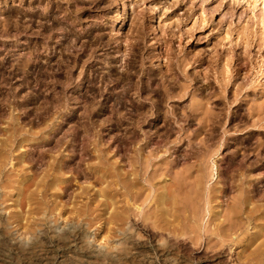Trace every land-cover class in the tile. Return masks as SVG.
I'll return each mask as SVG.
<instances>
[{"label": "rangeland", "instance_id": "obj_1", "mask_svg": "<svg viewBox=\"0 0 264 264\" xmlns=\"http://www.w3.org/2000/svg\"><path fill=\"white\" fill-rule=\"evenodd\" d=\"M260 15H264V0H0V216L4 214L0 227L5 228H0L4 231L0 234V264H96L97 260L98 264H264V145L258 148L255 140L258 133L264 136V129L239 121L230 107L229 116L223 119L229 129L219 148L211 143L206 150L199 140L207 139L210 144L215 139L208 132L194 139L192 133L179 130L180 123L171 112L174 101L166 104L162 100L161 106L154 107L155 97L138 92L137 82L147 79L139 68L128 65L132 59L138 65L143 57L146 70L164 66V40L169 41L172 52L203 50L206 59L217 53L221 62L233 57L235 63L240 56L244 58L240 80L247 85L242 96L246 106H241L244 112L240 116L247 120L248 100L251 105L252 98H264V25L258 24ZM136 28L143 33L135 34ZM136 36L143 44L141 56L138 53L134 58ZM206 62L200 66L210 70V79L214 74ZM196 126L193 123L191 128ZM215 134L212 136L217 138ZM140 151L150 156L155 153L149 170L159 168L161 172L165 167L168 171L157 179L152 191L143 189L132 200V194L115 179L126 175L130 157ZM213 159L218 165L217 179ZM186 165L193 166L192 175L203 170L206 188L221 190L220 202L212 201L209 211L198 205L200 191L185 186L193 179H174L173 172ZM182 180L185 190L179 187ZM240 181L253 190L248 193L250 201L235 208ZM84 242L93 245L91 248L98 246L102 253L114 251L117 255L114 260L104 258L105 263L89 256ZM22 247H26L25 253Z\"/></svg>", "mask_w": 264, "mask_h": 264}, {"label": "bare ground", "instance_id": "obj_2", "mask_svg": "<svg viewBox=\"0 0 264 264\" xmlns=\"http://www.w3.org/2000/svg\"><path fill=\"white\" fill-rule=\"evenodd\" d=\"M130 3V2H129ZM131 3H132V1H131ZM127 5H128V3H127ZM215 9V8H214ZM212 10V12L211 13H213V12H215V10H213V9H211ZM175 11V10H174ZM157 17V16H156ZM135 19V18H134ZM132 20V19H131ZM136 20V19H135ZM258 24H259V22H260V25L262 24V25H264V15H260L259 17H258ZM139 21V20H138ZM133 22H134V20H133ZM132 21H131V23H133ZM134 24V23H133ZM136 24H138V22L136 23ZM135 24V25H136ZM132 25V24H131ZM134 25V26H135ZM139 25V24H138ZM138 25H136V26H138ZM140 26V25H139ZM132 27H133V25H132ZM151 29V28H150ZM134 30L135 29H133V32H134ZM139 30H141L140 28H139ZM131 32H132V30H131ZM140 31H138V28H136V33L135 34H137V33H139ZM142 32V31H141ZM140 32V33H141ZM229 32V31H228ZM143 33V32H142ZM145 33V32H144ZM230 33V32H229ZM140 35V34H139ZM145 35V34H144ZM143 35V36H144ZM154 36V35H153ZM132 37H134V36H132ZM132 37H128V39L129 38H131L132 39ZM137 38H139V40H136V43H134V44H136V46H135V50L137 49L138 51H136V55H135V57L134 58H136V56L138 55V53H140L139 51V49L141 48V46L142 45H140V44H143V42H142V40H141V37H142V34H141V37L140 36H136ZM135 37V38H136ZM241 38V37H240ZM99 39V38H98ZM124 39V38H123ZM127 39V38H126ZM115 40V39H114ZM121 40V39H120ZM133 40H134V38H133ZM144 40V39H143ZM158 40V39H157ZM127 41V40H126ZM131 43V42H130ZM163 43H164V46H165V49L164 50H166L167 51V55H166V59H165V62H164V66H155V68H150L149 70H146L145 69V67H144V61L143 60H141V59H143V57H139V59H140V62H139V64L138 65H136V63H135V59H132L131 61H130V63L128 62V65L130 66V67H137V68H139L140 69V71H141V76H144L146 79H147V81H145L144 80V82H143V80L141 79V80H139L140 82L138 83L137 82V88L139 89V91L138 92H142V93H145V95H148V96H150V97H155V100H157V102H155L154 103V107L156 106V107H159V106H161V103H162V100H164L165 102L168 100H173L174 102V104H173V108H172V110H171V112L173 113V115H174V117H175V119H176V122H178V123H180V128H179V130H181V131H183L184 133H192V135H195V138L194 139H197L196 137H198V135L200 136V134L202 133V134H205V133H203V132H208L210 135H211V139H215L214 140V142H211L210 141V144L208 143V141H207V139L206 140H204V139H200L199 140V143H201V145L202 146H204L205 148H206V150L207 149H209V147H211L212 145H211V143L213 144V143H215L216 145V147H218V146H220V145H218L219 143H220V140L223 138V137H225V136H223V134H225V132H227L228 131V129L229 128H227L228 126H225V125H223V124H225L224 122H223V119H226L225 118V116H229V114L230 113H228V110H229V108L231 107H233V109H235V112H237V114L239 115V121H243V123H249L248 125H250L251 127H257V129L258 128H262V129H264V98H262V97H264V96H262L261 98L262 99H253L252 98V100H250V101H252L251 102V105L249 104V100H248V103H247V111L245 112L247 115H249L250 116V118H248L247 117V120L246 119H242V117L240 116V114L242 113V112H244V111H241L242 109H241V106H243V104H244V102H246V101H243V98H242V96L244 95L243 94V88H244V86H247V85H245L246 83L245 82H243V79L242 80H240V71H241V69L242 68H244L243 67V62H242V59H244V58H240V54H237V56H239L238 57V59H236L237 60V62L235 63V61L234 60H232L233 59V57H232V59H222L223 61L221 62V60H220V56L217 54V53H213L211 56H208V59H206L205 58V56H203V54H204V51L202 50V52H191V51H187V50H185V49H183V48H180V49H178L177 50V52H172V49H171V47L169 46V44L167 45V43H169V41H163ZM163 43L161 44L162 46H163ZM245 45V44H244ZM145 46V45H144ZM131 48H133V47H131ZM164 48V47H163ZM244 48H246L245 46H244ZM134 49V48H133ZM145 49V48H144ZM141 50H143V49H141ZM225 51H227V50H225ZM133 53V52H132ZM134 53H135V51H134ZM159 53H161V52H159ZM226 53H229L228 51L226 52ZM232 53V52H231ZM240 53V52H239ZM143 55H144V53H143ZM147 55V54H146ZM160 55V54H159ZM133 56H134V54H133ZM140 56H141V53H140ZM229 57H230V55H229ZM228 58V57H227ZM235 58H236V56H235ZM146 59V58H145ZM144 59V60H145ZM208 60V62L211 64V66H212V73L214 74V76H210V79H209V71H207V69H205V68H201V66L200 65H203V63H205V61L206 60ZM241 59V60H240ZM137 62V61H136ZM208 62H206L207 64H209ZM220 63H222V65L220 64ZM215 64H216V67H215ZM219 64H220V67H219ZM157 65V64H156ZM207 66V65H206ZM205 66V67H206ZM143 67H144V69H143ZM161 67H163V68H161ZM208 67V66H207ZM247 68V67H246ZM133 69V68H132ZM133 70H135V69H133ZM248 71V70H247ZM137 72V71H136ZM134 73V72H133ZM138 73V72H137ZM133 77V76H132ZM137 78V77H136ZM140 78V77H139ZM211 78H212V80H211ZM69 79V78H68ZM158 79H160V81L159 82H156V81H158ZM132 80V79H131ZM130 80V81H131ZM135 80V79H134ZM201 81H203V83L201 84ZM206 83H205V82ZM258 81V80H257ZM136 82V81H135ZM146 82V83H145ZM134 83V82H133ZM205 83V84H204ZM252 83V82H251ZM135 84V83H134ZM133 84V85H134ZM248 84V83H247ZM256 84V83H255ZM251 85V87H252V84H250ZM262 85V84H261ZM129 86H130V84H129ZM136 86V85H135ZM256 86V85H255ZM132 87H134V86H132ZM131 87V88H132ZM133 89V88H132ZM205 89H207V90H205ZM245 89V88H244ZM136 90V89H135ZM136 91V92H137ZM206 92V94H205V96L203 95V93H205ZM129 92V91H128ZM138 92H137V94H138ZM250 92V91H249ZM261 92H264V91H261ZM199 95V96H198ZM201 95V96H200ZM146 98V97H145ZM250 99V98H249ZM154 100V101H155ZM245 100V99H244ZM145 103V102H144ZM144 103L141 105V106H145L144 105ZM156 104V105H155ZM166 104H167V102H166ZM249 104V105H248ZM131 105V104H130ZM162 105H164V103L162 104ZM245 105V104H244ZM139 106V105H138ZM141 106H139V107H141ZM246 106V105H245ZM136 107V106H135ZM138 107V108H139ZM142 108V107H141ZM163 108V107H162ZM161 108V109H162ZM144 109V108H143ZM159 109V108H158ZM158 109H156V110H158ZM160 109V110H161ZM132 110H134V109H132ZM140 110V109H139ZM147 110V109H146ZM130 111V110H129ZM135 111V110H134ZM136 111H138V109H136ZM143 110H141V112H142ZM143 112H146V111H143ZM234 112V113H235ZM130 113V112H129ZM228 113V114H227ZM232 113V112H231ZM233 113V114H234ZM135 114V113H134ZM245 114V115H246ZM132 115V114H131ZM139 115V114H138ZM144 116V115H143ZM146 116V115H145ZM234 116H235V114H234ZM242 116H243V118L245 117L243 114H242ZM135 117V116H134ZM139 117V116H138ZM137 117V118H138ZM238 117V116H237ZM143 118V117H142ZM163 118V117H162ZM233 118V117H232ZM235 118V117H234ZM136 120V119H135ZM163 120V119H162ZM228 120H229V118H228ZM236 120H237V118H236ZM236 120H234V121H236ZM246 120V121H245ZM137 122V121H136ZM182 122V123H181ZM227 122V121H226ZM237 122V121H236ZM235 122V126H236V123ZM185 123V124H184ZM193 123H196L197 124V126L196 127H194V128H191V126H193ZM232 123V122H231ZM231 123H230V125H231ZM234 123V122H233ZM242 123V124H243ZM130 124H131V122H130ZM177 124V123H176ZM172 125V124H171ZM185 125V126H184ZM223 125V126H222ZM238 126V125H237ZM249 127V126H248ZM157 128V127H156ZM231 128V127H230ZM157 131V130H156ZM136 132V131H135ZM257 132V131H256ZM171 133V132H170ZM214 133H216V134H218V137L217 138H214L212 135L214 134ZM137 134V133H136ZM185 134V135H186ZM215 134V135H216ZM139 135V134H138ZM170 135V134H169ZM191 135V134H190ZM130 136V135H129ZM186 136H188V135H186ZM185 136V137H186ZM244 136V135H243ZM99 137V136H98ZM216 137V136H215ZM248 137V136H247ZM131 138H133V137H131ZM169 138V137H168ZM189 138H191V137H189ZM193 138V137H192ZM202 138V137H201ZM137 139V138H136ZM135 139V140H136ZM141 139V138H140ZM187 139H188V137H187ZM211 139H209V140H211ZM254 139V138H253ZM135 140H133V141H131V142H134ZM175 140V139H174ZM248 140V139H247ZM256 143H257V146H258V148L260 147L261 148V145H264V136H260L259 135V133H258V137H256ZM180 141V140H179ZM190 141V140H189ZM213 141V140H212ZM246 141V140H245ZM102 142V141H101ZM160 142V141H159ZM241 142V141H240ZM242 142H243V140H242ZM255 142V141H254ZM150 143V142H149ZM198 143V144H199ZM136 144V143H135ZM144 144V143H143ZM196 144V143H195ZM244 144H246V143H244ZM243 144V145H244ZM146 145V144H145ZM152 145V144H151ZM159 145V144H158ZM190 145V144H189ZM189 145H188V147H189ZM193 145V144H192ZM211 145V146H210ZM141 146V145H140ZM184 146V145H183ZM238 146V145H237ZM245 146V145H244ZM134 147V146H133ZM146 147V146H145ZM161 147V146H160ZM142 148V147H141ZM140 148V149H141ZM149 148H150V146H149ZM179 148V147H178ZM190 148V147H189ZM193 148V147H192ZM197 148V147H196ZM219 148V147H218ZM230 148V147H229ZM244 148V147H243ZM249 148V147H248ZM199 149H200V146H199ZM199 149H197V150H199ZM245 149V148H244ZM95 150V149H94ZM135 150V149H134ZM143 150V149H142ZM141 150V151H142ZM153 150H155V149H153ZM195 150V149H194ZM194 150H193V152H194ZM201 150V149H200ZM237 150V149H236ZM240 150V149H239ZM261 150L262 151H264V147H262L261 148ZM139 151V150H138ZM138 152V153H136V155H135V157H130V160L128 161V166H129V169L127 170V172H126V175L125 176H123V178H118L117 177V179H115V183L116 182H121L123 185L122 186H124V188L126 189V191L128 192V193H130V195L132 194V196H130V198H132V200H135V199H137L138 198V196H140V193H141V191L143 190V189H151V191L153 190L152 188L155 186V182L157 181V179L161 176V175H164L165 173H166V170H167V168H165L164 166H163V164H161L164 168H162L163 170H161V172H159L158 171V169L157 168H151L150 170L148 169V164L150 163V158L152 157V156H154V151L152 152V156H150V155H144V153H142V152ZM188 151H190V150H188ZM216 151H217V149H216ZM228 151V150H227ZM230 151V150H229ZM235 151V150H234ZM247 151V150H246ZM255 151V150H254ZM146 152V151H145ZM149 152V151H148ZM157 152V151H156ZM191 152V151H190ZM208 152V151H207ZM207 152H205V153H207ZM253 152V151H252ZM257 152V151H256ZM128 153V152H127ZM126 153V154H127ZM197 153V152H196ZM220 153V152H219ZM218 153V154H219ZM233 153V152H232ZM258 153V152H257ZM262 153H264V152H262ZM114 154V153H113ZM150 154V153H149ZM177 154H179V153H177ZM193 154V153H192ZM200 154V153H199ZM214 154V153H213ZM181 155V154H180ZM189 155H190V153H189ZM194 155V154H193ZM208 155V154H207ZM235 155V154H234ZM257 155V154H256ZM260 155V154H259ZM109 156V155H108ZM119 156V155H118ZM123 156V155H122ZM158 156V155H157ZM186 156V155H185ZM185 156H183V157H185ZM188 156V155H187ZM195 156V155H194ZM193 156V157H194ZM200 156V155H199ZM204 156V155H203ZM202 156V158L204 159L205 158V156L203 157ZM210 156V155H209ZM212 156V155H211ZM230 156H232V155H230ZM229 156V157H230ZM243 156H245V155H243ZM117 157V156H116ZM189 157V156H188ZM190 157H192V156H190ZM213 157V156H212ZM262 157H264V156H262ZM152 158H154V157H152ZM195 158V157H194ZM197 158V157H196ZM227 158V157H226ZM233 158V157H232ZM245 158V157H244ZM179 159V158H178ZM234 159H235V157H234ZM242 159V158H241ZM255 159V158H254ZM153 160V159H152ZM215 159H213L212 160V166L214 167V171H215V179H217V177H219V171H218V165L215 163V161H214ZM231 160V159H230ZM238 160V159H237ZM249 160V159H248ZM259 160V159H258ZM114 161V160H113ZM155 161V160H154ZM203 161H205V160H202V162ZM234 162H235V160H233ZM242 161H244V159L242 160ZM160 162V161H159ZM259 162V161H258ZM262 162H264V160H262ZM124 163V162H123ZM156 163H157V160H156ZM162 163V162H161ZM232 163V162H231ZM239 163H240V161H239ZM246 163V162H245ZM249 163V162H248ZM257 163V162H256ZM255 163V164H256ZM125 164V163H124ZM165 164H167V163H165ZM202 164V163H201ZM219 164V163H218ZM238 164V163H237ZM240 164H242V163H240ZM262 164H264V163H262ZM152 165H154V164H152ZM200 165V164H199ZM205 165V164H204ZM246 165V164H245ZM250 165V164H249ZM123 166V165H122ZM149 166H150V164H149ZM159 166V165H158ZM180 166V165H179ZM257 166V165H256ZM152 167H154V166H152ZM193 166L192 165H186V167L184 168V169H181L180 170V172H177L176 170L173 172V177H174V179H184V180H186V179H195L194 180V182H193V180H192V182H186V185L185 186H188L189 185V188H191L192 190H196L197 192H199L200 191V193H201V197H202V200H201V202H198V205H201L203 208H205V209H207V211H209V209L210 208H208V207H210V204H211V202L212 201H217V203H219L220 202V200L218 199L219 197H221L220 195H219V191H221V190H218V188H206V185H205V182H206V179H205V174H203V170L201 171V170H199L198 171V173L196 172V175H192V171H191V168H192ZM202 167V166H201ZM200 167V168H201ZM204 167V166H203ZM242 167V166H241ZM104 168V167H103ZM119 168V167H118ZM121 168V167H120ZM182 168V167H181ZM229 168V167H228ZM244 168V167H243ZM252 168V167H251ZM106 169H107V167H106ZM161 169V168H160ZM170 169V168H169ZM245 169H246V167H245ZM110 170V169H109ZM178 170V169H177ZM253 170V169H252ZM123 171V170H122ZM168 171V170H167ZM172 171V170H171ZM170 171V172H171ZM247 171H249V169H247ZM260 172V171H259ZM114 173V172H113ZM172 173V172H171ZM252 173V172H251ZM170 174V173H169ZM208 174V173H207ZM115 175V174H114ZM242 176H243V174H241ZM246 175H248V174H246ZM86 176V175H85ZM121 176V177H122ZM245 176V175H244ZM169 177V176H168ZM213 177H214V174H213ZM234 177V176H233ZM241 177V176H240ZM239 177V178H240ZM100 178V177H99ZM110 178V177H109ZM237 178V177H236ZM242 178V177H241ZM246 178V177H245ZM243 179V178H242ZM113 180H114V178H113ZM184 180H182L181 181V184L179 185V187H180V189L182 188V186H184L183 184L185 183V181ZM109 181H111V180H109ZM245 181V180H244ZM112 182V181H111ZM140 182H143V184H141ZM231 182V181H230ZM233 182V181H232ZM110 183V182H109ZM115 183H113V184H115ZM159 183H162V181L160 182L159 181ZM164 184L166 183V182H163ZM176 183H178L177 181H176ZM112 184V185H113ZM156 184H157V182H156ZM163 184V185H164ZM167 184V183H166ZM220 184V183H219ZM119 185V184H118ZM235 185V184H234ZM113 186H115V185H113ZM112 186V187H113ZM175 186V185H174ZM174 186H173V189H174ZM119 187V186H118ZM164 187H165V185H164ZM170 187V186H169ZM177 187V186H176ZM232 187V186H231ZM115 188V187H114ZM117 188V187H116ZM115 188V189H116ZM166 188V187H165ZM172 188V187H171ZM237 188H238V194H237V196H236V200H235V208H236V206H238L239 208L242 206V205H244V203L245 202H247V201H250V200H248L249 199V194L248 193H250L252 190H253V188H249V189H246L244 186H242L241 185V181H240V183H239V185H237ZM124 189V190H125ZM147 189V190H148ZM166 189H168V187L166 188ZM165 189V190H166ZM183 189V188H182ZM181 189V190H182ZM183 190H185V189H183ZM261 190V189H260ZM116 191V190H115ZM150 191V190H149ZM157 191V190H156ZM173 191V190H172ZM175 191V190H174ZM227 191V190H226ZM225 191V192H226ZM148 192V191H147ZM165 192V191H164ZM176 192H177V190H176ZM142 193H143V191H142ZM157 193H158V191H157ZM185 193V192H184ZM187 193V192H186ZM218 193V194H217ZM235 193V192H234ZM252 193V192H251ZM118 194V193H117ZM125 194V193H124ZM146 194V193H145ZM148 194H150V196H151V194L152 193H149L148 192ZM167 194H171V193H169V190H168V193ZM177 194H179L178 192H177ZM183 194V193H182ZM188 194V193H187ZM198 194V193H197ZM176 195V194H175ZM174 195V196H175ZM185 195V194H184ZM113 196V195H112ZM115 196V195H114ZM113 196V197H114ZM153 196V195H152ZM163 196V195H162ZM178 196V195H177ZM225 196V195H224ZM148 197V196H147ZM167 198H169V196H166ZM165 197V198H166ZM180 197V196H179ZM184 196H182L181 198H183ZM189 197H191V196H189ZM197 197V196H196ZM226 197V196H225ZM96 198V197H95ZM124 198H125V196H124ZM149 198V197H148ZM153 198V197H152ZM151 198V199H152ZM185 198V197H184ZM193 198V197H192ZM111 199H114V198H112L111 197ZM150 199V200H151ZM162 199V198H161ZM179 199V198H178ZM255 199V198H254ZM121 200V199H120ZM132 200H130V201H132ZM146 200H147V198H146ZM145 200V201H146ZM168 200V199H167ZM170 200V199H169ZM188 200V199H187ZM117 200H115V202H116ZM138 201V200H137ZM144 201V202H145ZM152 201V200H151ZM153 201H156V200H154L153 199ZM152 201V202H153ZM161 201V200H160ZM179 201V200H178ZM182 201V200H181ZM186 201V200H185ZM223 200H222V198H221V202H222ZM100 202V201H99ZM127 202H129V200H127ZM176 202V201H175ZM183 202V201H182ZM189 202V201H188ZM196 202V201H195ZM106 203V202H105ZM136 203H138V202H136ZM147 203H149V202H147ZM214 203V202H213ZM212 203V204H213ZM126 204V203H125ZM142 203H140V205H141ZM152 204V203H151ZM163 204H164V202H163ZM165 204H166V202H165ZM184 204H186V202L184 203ZM260 204V203H259ZM103 205V204H102ZM116 205V204H115ZM145 205H148V204H145ZM157 205V204H156ZM169 205V204H168ZM174 205V204H173ZM178 205V204H177ZM187 205V204H186ZM106 206V205H105ZM137 206H139L138 204H136V206L134 205V207L135 208H137ZM180 206H181V204H180ZM179 206V207H180ZM193 206V205H192ZM220 206V205H219ZM114 207V206H113ZM151 207V206H150ZM149 207V208H150ZM166 207V206H165ZM170 207V206H169ZM183 207H186L185 205L183 206ZM216 207H218V206H216ZM224 207V206H223ZM222 207V208H223ZM234 207V206H233ZM255 207V206H254ZM261 207V206H260ZM119 208V207H118ZM125 208V207H124ZM130 208V207H129ZM133 208V207H132ZM131 208V209H132ZM152 208V207H151ZM176 208V207H175ZM181 208V207H180ZM214 208V207H213ZM221 208V209H222ZM242 208V207H241ZM114 209H115V207H114ZM167 209V208H166ZM174 209V208H173ZM187 209H189V208H187ZM186 209V210H187ZM220 209V210H221ZM232 209V208H231ZM1 210V209H0ZM120 210V209H119ZM172 210V209H171ZM203 210V209H202ZM219 210V209H218ZM223 210V209H222ZM235 210V209H234ZM246 210V209H245ZM244 210V211H245ZM256 210H259V209H257L256 208ZM2 211V210H1ZM146 211V210H145ZM150 211H151V209H150ZM153 211H154V209H153ZM205 211V210H204ZM250 211V210H249ZM148 212V211H147ZM157 212H158V210H157ZM166 212V211H165ZM174 212H176V211H174ZM190 212V211H189ZM212 212V211H211ZM240 212V211H239ZM248 212V211H247ZM113 213H115V212H113ZM150 213V212H149ZM152 213V212H151ZM167 213H168V211H167ZM179 213V212H178ZM185 213V212H184ZM218 213H221V212H216V214H218ZM237 213V212H236ZM116 214V213H115ZM147 214V213H146ZM181 214V213H180ZM191 214H192V212H191ZM200 214V213H199ZM210 214V213H209ZM249 214V213H248ZM256 214V213H255ZM261 214H264V213H261ZM2 215V214H1ZM4 215V214H3ZM2 215V216H3ZM150 215V214H149ZM162 215H163V213H162ZM161 215V216H162ZM220 215V214H219ZM229 215V214H228ZM242 215V214H241ZM253 215V214H252ZM252 215H250V216H252ZM2 216H0L1 217V220H0V222L3 220V217ZM110 216V215H109ZM125 216V215H124ZM135 216V215H134ZM145 216V215H144ZM147 216V215H146ZM151 216V215H150ZM155 216V215H154ZM153 216V217H154ZM157 216V215H156ZM156 216H155V218H156ZM164 216H166V215H164ZM163 216V217H164ZM185 216H187V215H185ZM190 216V215H189ZM188 216V217H189ZM195 216V215H194ZM216 216V215H215ZM235 216V215H234ZM244 216H245V214H244ZM262 216H264V215H262ZM11 217V216H10ZM113 217V216H112ZM118 217H120V216H118ZM152 217V218H153ZM163 217H161V218H163ZM171 217H172V215H171ZM202 217V216H201ZM206 217V216H205ZM220 216H218L217 218H219ZM259 217V216H258ZM6 218V217H5ZM12 218V217H11ZM10 218V219H11ZM13 218L15 219L16 217H14L13 216ZM114 218V217H113ZM121 218V217H120ZM130 218V217H129ZM128 218V219H129ZM177 218H179V217H177ZM180 218H182V217H180ZM190 218H192V216L190 217ZM196 218V217H195ZM230 218H231V216H230ZM251 218V217H250ZM257 218V217H256ZM7 219V218H6ZM13 219V220H14ZM117 219V218H116ZM123 219H126V217H122V219L121 220H123ZM132 219V218H131ZM131 219H129V221L131 220ZM138 219V218H137ZM141 219V218H140ZM147 219V218H146ZM149 219H150V217H149ZM154 219V218H153ZM158 219V218H157ZM156 219V220H157ZM166 219V218H165ZM174 219V218H173ZM183 219H185V217L183 218ZM198 219V218H197ZM211 219V218H210ZM224 219V218H223ZM228 219H229V217H228ZM248 219V218H247ZM253 219V218H252ZM262 219V218H261ZM187 220V219H186ZM193 220V219H192ZM191 219H190V221H192ZM196 220V219H195ZM222 220V219H221ZM225 220V219H224ZM236 220H237V217H236ZM254 220V219H253ZM5 221V220H4ZM7 222H8V220H6ZM15 221H16V219H15ZM120 221V220H119ZM124 221V220H123ZM135 221V220H134ZM141 221V220H140ZM159 221V220H158ZM161 221V220H160ZM171 221V220H170ZM198 221V220H197ZM220 221V220H219ZM244 221V220H243ZM47 222V221H46ZM45 222V223H46ZM126 222V221H125ZM156 222V221H155ZM183 222V221H182ZM193 222V221H192ZM195 222V221H194ZM221 222V221H220ZM235 222H237V221H235ZM1 223H3V222H1ZM122 223V222H121ZM129 222H127V224H128ZM130 223H132V222H130ZM134 223V222H133ZM197 223V222H196ZM233 223V222H232ZM256 223V222H255ZM4 224V223H3ZM54 224V223H53ZM52 224V225H53ZM120 224V223H119ZM124 223H122V225H123ZM126 224V223H125ZM126 224V225H127ZM171 224V223H170ZM173 224V223H172ZM171 224V225H172ZM217 224H218V222H217ZM224 224V223H223ZM41 226H43V224H40ZM48 224H46L45 226H47ZM50 225V224H49ZM51 225V226H52ZM117 225V224H116ZM129 225H132V224H129ZM136 225V224H135ZM225 225V224H224ZM227 225H229V224H227ZM227 225H225V226H227ZM231 225V224H230ZM1 226H2V224H1ZM10 226V225H9ZM8 226V227H9ZM51 226H50V228H51ZM73 226V225H72ZM121 226V225H120ZM119 226V227H120ZM134 226V225H133ZM132 226V227H133ZM217 226V225H216ZM215 226V227H216ZM220 226V225H219ZM5 227H7V226H5ZM53 227V226H52ZM71 227V226H70ZM123 227H125V225L123 226ZM135 227V226H134ZM134 227H133V229H134ZM145 227V226H144ZM144 227H142V228H144ZM196 227V226H195ZM224 227V226H223ZM222 227V228H223ZM255 227V226H254ZM1 229L3 228V230H5V228L4 227H0ZM41 228V227H40ZM54 229H56L57 230V228L56 227H53ZM65 228V227H64ZM66 228H67V226H66ZM72 228V227H71ZM74 228V227H73ZM126 228V227H125ZM129 228V227H128ZM131 228V227H130ZM233 228V227H232ZM6 229H8V228H6ZM49 229V228H48ZM53 229V230H54ZM85 229V228H84ZM117 229H118V227H117ZM127 229V228H126ZM125 229V230H126ZM132 229V228H131ZM217 229V228H216ZM219 229V228H218ZM221 229V228H220ZM226 229H227V227H226ZM225 229V230H226ZM231 229V228H230ZM9 230V229H8ZM38 230V229H37ZM60 229H58V231H59ZM66 230H68V229H66ZM72 230V229H71ZM71 230H69V231H71ZM124 230V231H125ZM129 230V229H128ZM210 230V229H209ZM39 231V230H38ZM42 231H43V229H42ZM48 231V230H47ZM65 231V230H64ZM74 231V230H73ZM80 231V230H79ZM119 231H121V229L119 230ZM130 231V230H129ZM134 231V230H133ZM222 230H220V232H221ZM1 232L3 233L4 231H0V234H1ZM7 232V231H6ZM44 232V231H43ZM42 232V233H43ZM56 232V231H55ZM60 232V231H59ZM59 232H57V234L59 233ZM66 232V231H65ZM81 232V231H80ZM116 232V231H115ZM128 232V231H127ZM127 232H126V234H127ZM215 232V231H214ZM37 233V232H36ZM35 233V234H36ZM40 233V232H39ZM67 233H68V231H67ZM73 233V232H72ZM76 233V229H75V231H74V233L73 234H75ZM84 233V232H83ZM82 233V234H83ZM117 233V232H116ZM132 233V232H131ZM217 233V232H216ZM49 234H51L50 232H49ZM55 234V233H54ZM56 234V235H57ZM69 234V233H68ZM81 234V235H82ZM119 234V233H118ZM121 234V233H120ZM119 234V235H120ZM123 234V233H122ZM125 234V235H126ZM218 234V233H217ZM222 234H223V232H222ZM45 235H47V234H45ZM62 235V234H61ZM63 235H65V234H63ZM71 235V234H70ZM79 235V234H78ZM85 235H86V233H85ZM118 235V237H120ZM124 235V236H125ZM129 235V234H128ZM168 235V234H167ZM219 235V234H218ZM12 236V234L10 235V237ZM34 236V235H33ZM40 235H38V237H39ZM49 236H51V235H49ZM57 236H59V235H57ZM72 236V235H71ZM122 236V235H121ZM130 236V235H129ZM129 236H127L126 237V239H130V238H133V237H135V239H136V236H132V237H130V238H128ZM217 236V235H216ZM6 237V236H5ZM4 237V238H5ZM8 237V236H7ZM37 236H35V238H36ZM61 237H63V236H60V238ZM79 237L80 238H82L80 235H79ZM85 237V236H84ZM116 237H117V235H116ZM168 237H169V235H168ZM217 237H219V236H217ZM223 237V236H222ZM9 238V237H8ZM13 238H15V237H13ZM17 238V237H16ZM15 238V240L16 241H19V240H17ZM31 238H33V237H31ZM34 238V239H35ZM40 238V237H39ZM56 238V237H55ZM65 238H67V235H65ZM173 238V237H172ZM171 238V239H172ZM216 238V237H215ZM221 238V237H220ZM6 239V238H5ZM33 239V240H34ZM69 239V238H68ZM84 239V241H86V238H83ZM117 239V238H116ZM122 239H123V237H122ZM176 239V238H175ZM175 239L174 240H171L172 242L173 241H175ZM198 239V238H197ZM218 239V238H217ZM7 241L8 240H10L11 241V239H6ZM5 240V241H6ZM56 240V239H55ZM63 240H65V239H63ZM67 240V239H66ZM82 240V239H81ZM131 240H134V239H131ZM6 241V242H7ZM29 240H27V242H28ZM60 241V240H59ZM79 241V240H78ZM88 241V240H87ZM116 241V240H115ZM122 241V240H121ZM13 242H14V240H13ZM12 242V243H13ZM23 242V241H22ZM25 242V241H24ZM40 242V241H39ZM57 242V241H56ZM70 242V241H69ZM117 243V246H118V242H119V239H118V241H116ZM125 242V241H124ZM130 242V241H129ZM133 242V241H132ZM135 242V241H134ZM7 243H9V242H7ZM11 243V244H12ZM31 243V242H30ZM65 243V242H64ZM63 243V244H64ZM83 243V242H82ZM81 243V246L83 245ZM86 242H84V244H85ZM120 243H122V242H120ZM22 244V243H21ZM20 244V245H21ZM24 244V243H23ZM36 244L37 243H35L34 245L36 246ZM79 244V243H78ZM77 244V245H78ZM87 244V245H86ZM85 245H84V247H85V251H86V253L87 254H89V256H92V257H95V258H99L100 260H103L104 258H110V259H112V260H114L115 258V256L117 255V254H115L114 253V251L112 252H107V253H102V251L103 250H99L98 249V246H97V248H91L89 245H91V244H88V242L86 243ZM5 245H9V244H5ZM17 245H18V243H17ZM38 245H39V243H38ZM80 245V244H79ZM10 246V245H9ZM9 246H7V247H9ZM12 246V245H11ZM10 246V247H11ZM19 246V245H18ZM29 246V245H28ZM24 247V246H23ZM22 247V251L21 252H23V253H25L24 252V250H26L25 248H23ZM115 247V246H114ZM4 248V247H3ZM13 248H15V247H13ZM18 248H20V247H18ZM34 248V247H33ZM41 248V247H40ZM39 248V249H40ZM100 248V247H99ZM117 248V247H116ZM2 249V248H1ZM11 249V248H10ZM17 249V248H16ZM24 249V250H23ZM29 249V248H28ZM31 249V248H30ZM79 249V248H78ZM103 249V248H102ZM105 249V248H104ZM107 249V248H106ZM113 249V248H112ZM122 249V248H121ZM121 249H118V251H120ZM6 250V249H5ZM108 250V249H107ZM113 250H115V248L113 249ZM37 251H39V250H37ZM41 251V250H40ZM81 251H83V250H81ZM123 251H125L124 249H123ZM6 252V251H5ZM12 252V251H11ZM13 252H14V249H13ZM19 252V251H18ZM17 252V253H18ZM30 252V251H29ZM104 252H106L105 250H104ZM127 252H129V251H127ZM127 252H125L126 254H127ZM38 253V252H37ZM81 253V252H80ZM124 253V254H125ZM2 254V256H3V253H1ZM6 254V253H5ZM19 254V253H18ZM29 254V253H28ZM27 254V255H28ZM31 254V253H30ZM85 254V253H84ZM121 254L123 255V253L121 252ZM7 255V254H6ZM5 255V256H6ZM26 255V254H25ZM42 255V254H41ZM40 255V256H41ZM8 256V255H7ZM22 256H23V254H22ZM43 256V255H42ZM86 256V255H85ZM125 256V255H124ZM27 257V256H26ZM39 257V256H38ZM37 258V257H36ZM40 258V257H39ZM76 258V257H75ZM114 258V259H113ZM29 259V258H28ZM43 259V258H42ZM73 259V258H72ZM80 259L81 258H79L78 260L80 261ZM86 259V258H85ZM92 259V260H91ZM90 259V261H96V260H93V258H91ZM122 259H123V257H122ZM121 259V260H122ZM7 260V259H6ZM40 260H41V258H40ZM71 260V259H70ZM74 260V259H73ZM83 260V259H82ZM81 260V261H82ZM88 260V259H87ZM117 260V259H116ZM2 261H4V260H2ZM39 261V260H38ZM78 261V262H79ZM85 261V260H84ZM97 261H99V260H97ZM97 261H96V264H98L97 263ZM104 262H105V260H103ZM119 261V260H118ZM0 262H1V260H0ZM71 262V261H70ZM74 262V261H73ZM76 262V261H75ZM102 262V261H101ZM103 262V263H104ZM110 262H113V261H110ZM120 262V261H119ZM125 261H123V263H124ZM85 263V262H84ZM93 263V262H92ZM106 263V262H105ZM71 264H72V262H71ZM81 264V263H80ZM88 264V263H87ZM90 264V263H89ZM94 264V263H93ZM102 264V263H101ZM109 264V263H108ZM112 264V263H111ZM115 264V263H114ZM118 264V263H117ZM120 264H122V262H120Z\"/></svg>", "mask_w": 264, "mask_h": 264}]
</instances>
